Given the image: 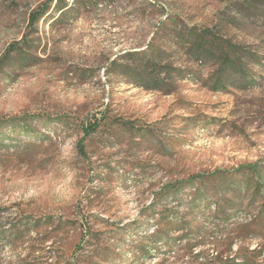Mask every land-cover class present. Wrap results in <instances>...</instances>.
Here are the masks:
<instances>
[{
  "label": "rangeland",
  "instance_id": "obj_1",
  "mask_svg": "<svg viewBox=\"0 0 264 264\" xmlns=\"http://www.w3.org/2000/svg\"><path fill=\"white\" fill-rule=\"evenodd\" d=\"M45 1L0 0V60L27 39L0 63V121L36 118L29 134L0 130V264H170L146 237L177 212L221 225L196 249L243 264L264 244V22L251 11L264 0H59L29 31ZM194 31L255 57L216 88L219 57H196L182 37ZM149 51L160 91L136 80ZM142 246L154 254L141 261Z\"/></svg>",
  "mask_w": 264,
  "mask_h": 264
},
{
  "label": "trees",
  "instance_id": "obj_2",
  "mask_svg": "<svg viewBox=\"0 0 264 264\" xmlns=\"http://www.w3.org/2000/svg\"><path fill=\"white\" fill-rule=\"evenodd\" d=\"M54 1H57L56 7H60L59 0H46L43 4L39 5L37 8L31 11L28 20L29 31L35 27L39 20L47 16ZM66 8V5L63 6V10ZM251 11L255 14L256 19L264 22V4H257L255 2ZM60 13V15H62V10L60 11ZM182 37L187 40V42L191 41V46L195 48L194 54L197 58L210 55L211 53H216L218 55V60H220L219 65L222 68V71L219 77L215 79V86H217L216 88L223 86L224 80L222 77L224 72L228 73V75L229 71L231 70H235L241 73V70L244 71L243 61L245 59L251 61V59H253L251 57H255L254 54L242 52L239 50V48H233L232 46H227L219 41H216V39H210L208 35L205 34V32H203L202 34H198L196 31L184 32ZM26 40L27 39L24 37L16 45L11 46L7 50L2 60H0V63H3L7 59H9L11 53L13 52L12 50H14V47L21 46L25 43ZM161 61L162 59L160 53L157 51H149L145 53L143 58H141L139 62L140 64L137 67L136 80L141 85L145 84V89L160 91L162 82L157 76V70L162 63ZM242 75H244L243 72ZM35 119V116L29 115L21 117L11 116L6 120L0 121V130L5 126H10V128L15 132L16 130H18L19 134L26 135L31 133L32 128L30 122ZM95 128L96 124L89 126V133L93 132ZM77 147H79V150L81 151V153H83V146H79L78 144ZM163 190L166 191L169 190V188L166 187ZM175 193L176 195L178 194L177 192ZM224 194L225 193H221L220 195L222 196ZM203 198H205V194L203 193V191L197 190L191 201H193V203H196L200 202V200H202ZM218 212L222 213L223 216L226 215V212L220 207L218 208ZM162 219L164 222L162 226L163 230L156 226L157 230L153 231V236H149L148 238L146 237V240H150L152 244L156 245L154 247H158V244H163L164 254H161V257L165 258L167 261H170V264H234L236 262V259H238L236 258V256H227L226 253L219 252V250L214 247V242H212V250L205 251L196 249L198 246L193 244L198 241L197 236L200 234L203 235L201 239L205 240L208 235H211V239L217 241V238L215 239L214 236L218 233L223 232V230H221V225L218 226L214 233L210 234L205 228H202L200 230L195 228L192 229L190 225H187L184 222L185 218L178 215V212L174 215L167 214V216H163ZM247 228L248 226H243L242 229ZM174 233H179V235L171 239V235H175ZM219 237L223 238V235ZM155 249L156 248H154V250ZM159 250L162 251V247L161 249L159 248ZM242 251L243 252L240 253L238 257L241 258L243 264H257V259L264 255V244H258L254 249H251L249 247L244 248ZM153 254L154 251L150 246L141 247V261L143 260V258L146 259V257H151Z\"/></svg>",
  "mask_w": 264,
  "mask_h": 264
}]
</instances>
